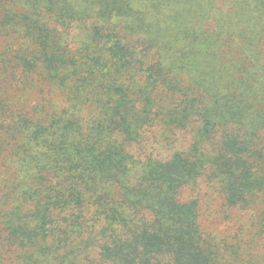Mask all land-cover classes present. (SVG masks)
<instances>
[{
    "label": "trees",
    "instance_id": "1",
    "mask_svg": "<svg viewBox=\"0 0 264 264\" xmlns=\"http://www.w3.org/2000/svg\"><path fill=\"white\" fill-rule=\"evenodd\" d=\"M0 264H264V0H0Z\"/></svg>",
    "mask_w": 264,
    "mask_h": 264
},
{
    "label": "rangeland",
    "instance_id": "2",
    "mask_svg": "<svg viewBox=\"0 0 264 264\" xmlns=\"http://www.w3.org/2000/svg\"><path fill=\"white\" fill-rule=\"evenodd\" d=\"M222 206H224L223 204H221ZM219 207L217 206L216 208H212L211 214L209 216H207V214H204V222L208 225H213L214 223H216L217 221H214V219L216 217L219 218H223V212L218 210ZM242 211V210H241ZM243 213L239 212L237 209L232 208L227 210L226 213H224V218L226 220H230V225L227 226L226 228L229 230V237H231V235H233L234 233H236L238 231L239 228H241L243 225H245L247 219L248 222L251 221L250 217L251 215L245 211H242ZM226 224V223H225ZM225 224L220 225L218 228H211L208 227L209 229L212 230H216V231H222L223 227L225 226ZM225 228V227H224ZM215 231V232H216ZM255 248V247H254ZM257 248V247H256ZM255 248V249H256Z\"/></svg>",
    "mask_w": 264,
    "mask_h": 264
}]
</instances>
